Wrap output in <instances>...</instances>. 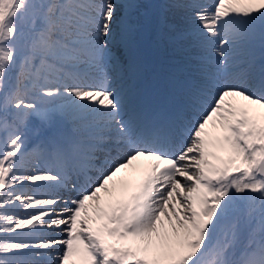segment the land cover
Instances as JSON below:
<instances>
[{"label":"snow or ice","instance_id":"6c2138e0","mask_svg":"<svg viewBox=\"0 0 264 264\" xmlns=\"http://www.w3.org/2000/svg\"><path fill=\"white\" fill-rule=\"evenodd\" d=\"M145 7L0 0V264H264V0Z\"/></svg>","mask_w":264,"mask_h":264},{"label":"rangeland","instance_id":"374dc122","mask_svg":"<svg viewBox=\"0 0 264 264\" xmlns=\"http://www.w3.org/2000/svg\"><path fill=\"white\" fill-rule=\"evenodd\" d=\"M143 3L146 5V7H145V9H146L148 6V0H143ZM150 49L153 51H156L161 56V60H164L167 67H170V68L174 67L175 64H174V62H168V60H170L172 58H174V59L176 58L177 61H179V59H181V57L179 55L175 54L172 51L171 46L169 44H167V42H165V41H158L157 39H155L154 44L152 45V47ZM147 72L150 73V68L147 69ZM167 76H168V74L166 72H164L163 70H162V72L160 71V77L158 79L157 85L159 86L161 84V82L163 81V79L166 78ZM142 166H143V164H140L138 166V169ZM137 172H138V170H137ZM117 180H119V178H117Z\"/></svg>","mask_w":264,"mask_h":264},{"label":"bare ground","instance_id":"6f19581e","mask_svg":"<svg viewBox=\"0 0 264 264\" xmlns=\"http://www.w3.org/2000/svg\"><path fill=\"white\" fill-rule=\"evenodd\" d=\"M212 0H207V2L208 3H210ZM142 2H143V0H142ZM164 2V0H162V3ZM193 54H194V52H193ZM180 60V59H179ZM153 62H156V63H158L159 64V68H160V70H163L164 72H166L168 75H169V72H170V67H167V65H166V63H165V61L163 62V61H161V59H160V57H159V55L158 54H156L155 52H151V51H149V53H148V55H147V65H148V68L151 66V64H153ZM168 62H174V64L177 62V59L175 58H172V59H170V60H168ZM153 67H156L155 65L154 66H152V68ZM151 78H155V75H153L152 74V76L150 75V74H148V73H146V75H145V80H144V87L146 88V89H148V90H154V88H151V86H150V83H151V81H152V79ZM154 84H155V82H154ZM153 84V85H154ZM44 131V134H50V132L52 131V130H43ZM143 170V169H142ZM119 178V177H118Z\"/></svg>","mask_w":264,"mask_h":264},{"label":"water","instance_id":"95a60500","mask_svg":"<svg viewBox=\"0 0 264 264\" xmlns=\"http://www.w3.org/2000/svg\"><path fill=\"white\" fill-rule=\"evenodd\" d=\"M158 3H161L160 0H151L150 2V9L148 10L147 14L149 16L153 15V12H154V9L151 7V5H154V4H158ZM156 37L153 35L150 37V42L152 43V41L155 39Z\"/></svg>","mask_w":264,"mask_h":264}]
</instances>
